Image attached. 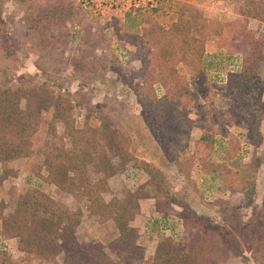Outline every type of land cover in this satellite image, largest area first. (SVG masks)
I'll use <instances>...</instances> for the list:
<instances>
[{
    "label": "rangeland",
    "instance_id": "rangeland-1",
    "mask_svg": "<svg viewBox=\"0 0 264 264\" xmlns=\"http://www.w3.org/2000/svg\"><path fill=\"white\" fill-rule=\"evenodd\" d=\"M59 5L65 13H55L65 24L49 28L50 54L44 57L37 37L29 32L28 19L40 13L50 16ZM252 8L250 0H0L1 36L8 39L16 56L5 59L6 50L0 43V86L16 85L32 76L44 89L48 83L36 65L42 62L51 70H61L49 80L53 91L45 88L39 94L41 98L61 96L63 105L75 106L71 114L76 129L83 128L88 110L85 104L88 111L116 116L143 144L137 154H144L142 147L145 154L138 157V163L146 160L158 166L172 191L199 218L210 217L220 226L242 229L256 214L264 221V115L258 105V101L264 102V65L257 74V87L263 92L260 98L257 89L245 92L235 88L228 93L226 82L229 74L241 71V53L235 48L239 42L233 40V31ZM180 17L190 20L195 29L204 25L209 35L196 68L176 65L197 101L187 114L193 126L189 136L182 139L183 149L175 147L166 154L165 146L154 140L156 126L148 118L139 51L132 41L140 43V37L150 29L166 31ZM219 29L221 34L216 35ZM248 29L264 35V24L258 21L248 20ZM72 58L84 59L80 71L72 68ZM153 91L158 97L163 94L157 85ZM27 103L32 104L37 116V131L31 139L33 154L0 163V264H63V253L49 251L47 258L26 254L2 230V220L14 213L18 196L26 187L46 195L60 208L80 212L72 236L76 244H99L115 259L108 249L118 237L111 211L93 198L86 199L82 191L60 189L44 165L41 150L50 146L70 148L63 125L53 118L51 109L37 114V101ZM77 103L84 107H77ZM25 104L22 101V107ZM155 114L161 116L160 111ZM91 124L97 127V123ZM50 126L55 129L52 139L47 133ZM111 156L114 174L107 179L106 191L99 192L102 202L117 203L128 210L136 245L143 253L140 264H151L161 240L186 243L184 214L176 206L158 213L153 182L138 164L125 163L118 151ZM47 238L55 240L52 235ZM245 256L250 264H261L254 253ZM222 264L244 263L230 253Z\"/></svg>",
    "mask_w": 264,
    "mask_h": 264
},
{
    "label": "trees",
    "instance_id": "trees-1",
    "mask_svg": "<svg viewBox=\"0 0 264 264\" xmlns=\"http://www.w3.org/2000/svg\"><path fill=\"white\" fill-rule=\"evenodd\" d=\"M250 4L253 6L252 11L242 15L243 21L233 31V40L239 42L235 44V48L241 53V71L228 75L226 91L231 93L235 88H244L245 92H250L257 89L260 98L263 92L257 87V74L264 65V35L249 30L248 20L264 24V0H250ZM53 11L50 16L40 13L36 18L28 19L29 32L37 37L44 57L50 54L51 41L47 35L49 28L65 24L55 13L63 15V7L59 5ZM221 31H215L216 35H220ZM208 35L209 31L204 25L195 29L190 20L180 17L168 30L150 29L140 37V43L132 41V45L137 46L139 51L148 118L152 119L156 126L154 140L165 146L166 154L175 147L183 149L185 144L182 146V139L189 136L193 126L191 121L187 120V114L195 107L197 101L196 94L191 90L186 78L179 74L176 65L182 64L191 70L196 68L203 58ZM69 36L72 37L66 33V37ZM8 42L7 38L1 36L0 31V43L6 50L4 58L14 60L15 52ZM84 59L70 60L76 72L83 67ZM36 66L46 78L48 85L45 88L53 91V83L49 80L56 74L59 75L61 70H51L42 62ZM39 83L37 78L26 76L23 82L16 85L0 86V163L29 158L33 154L31 139L37 131V116L32 104L27 102L37 101V114L46 113L51 109L53 118L64 127L70 148L66 150L62 146H50L41 150L48 175L53 183L65 192L79 190L86 199L93 198L103 207L107 206L113 215L112 220L118 237L108 246L115 259L104 252L103 246L99 244H76L72 236L74 225L79 222L80 212L60 208L46 195L26 187L18 196L14 213L2 220V230L17 241L22 252L38 254L44 258H47L45 254L49 251H55L54 254L63 253V264L141 263L143 253L136 245L135 229L129 224L128 210L117 203L106 205L99 193L106 191L107 179L114 174L111 155L118 151L125 163L138 164V169L153 182L154 207L158 213L163 214L166 210H171L172 206H176L184 214L186 243L182 245L175 244L170 239L161 240L155 248L151 264H222L230 253L241 257L244 264H250L245 253H254L259 262L264 264V221L258 218L259 215L256 214L250 224L242 229H229L226 224L220 226L210 217L199 218L179 199L178 194L172 191L165 173L159 170L158 166L146 160L138 163V157L144 155L145 150L142 147L144 154H141V151L137 154L143 144L137 134L125 126L124 121L100 110L88 111V104H85V109H88L84 114L85 122L83 128L78 130L74 127L71 114L75 106L71 107L68 103L63 105L61 96L41 98L39 93L44 92L45 88L41 89L42 84ZM154 85L162 90L161 97L154 95ZM22 101L26 103L24 107ZM258 105L259 112L264 115V102L258 101ZM77 107L83 108L84 105L77 103ZM156 111H160L161 116L155 114ZM92 122L97 123V127H93ZM47 133L48 138L55 137V129L52 126ZM178 153L174 155L176 166ZM60 225L63 226L58 230ZM49 235L57 241L49 240Z\"/></svg>",
    "mask_w": 264,
    "mask_h": 264
}]
</instances>
